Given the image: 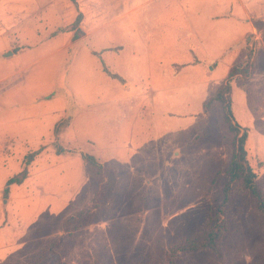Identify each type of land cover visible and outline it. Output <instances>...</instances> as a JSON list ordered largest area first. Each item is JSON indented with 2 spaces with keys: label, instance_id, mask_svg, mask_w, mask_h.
Listing matches in <instances>:
<instances>
[{
  "label": "rangeland",
  "instance_id": "rangeland-1",
  "mask_svg": "<svg viewBox=\"0 0 264 264\" xmlns=\"http://www.w3.org/2000/svg\"><path fill=\"white\" fill-rule=\"evenodd\" d=\"M239 6L177 0L156 42L142 44L136 14L118 21L116 33L103 11L97 34L66 48L60 33L39 39L54 19L33 22L40 37L23 34L20 43L44 45L0 62V76L17 69L0 83V264L28 262L60 235L65 264H168L170 250L203 232L223 203L233 135L220 102H205L249 52L254 72L232 80L233 113L264 192V0L246 3L258 19L244 37L250 27ZM119 41L124 54L118 46L100 52ZM34 152L28 178L5 195ZM86 154L110 168L107 203L89 226L66 233L62 222L89 209L97 189ZM221 245V260L198 249L178 253L175 264H264V214L250 192L236 194Z\"/></svg>",
  "mask_w": 264,
  "mask_h": 264
},
{
  "label": "crops",
  "instance_id": "crops-1",
  "mask_svg": "<svg viewBox=\"0 0 264 264\" xmlns=\"http://www.w3.org/2000/svg\"><path fill=\"white\" fill-rule=\"evenodd\" d=\"M103 1L104 0H77V3H75L74 0H0V62L8 64L12 57L19 58L25 55L27 53L26 48L38 49L44 45L43 40L37 41V39L32 45L20 43L19 40L23 34L26 35L30 32H33L34 37H40V33H35L36 31L31 28L33 22L37 19L44 21L54 19V21L57 22L53 30H48L47 34L39 39L44 37L48 38V41L45 43L47 44L50 43L54 36L60 33L65 36L64 45L62 47L66 48L75 46L82 40H86L87 44V41L100 30V23L104 17L103 11H109V17L111 18H109V26H114L116 33L122 32L124 29L117 24L118 21L136 14L137 24L136 27H132L136 40L141 44L154 40L156 42L161 28L159 24L161 16L170 13L171 5L173 3L175 4L177 0H109V6ZM225 1H227V4L231 5V8L233 5H240L239 7L242 13L240 21L243 22L245 27H250V30L248 29L240 36L244 37L248 32L251 34L256 32L257 28L253 21H256L258 18L254 17L253 12L250 13L246 9V3L250 4L256 0ZM124 3L127 4L126 8H123ZM79 15H81V22L75 31L79 29L81 33L78 38H75V31L72 30V24ZM226 15L230 18L232 9H229L228 13L224 14V16ZM112 18L114 22L111 21ZM154 31L157 33L153 34ZM115 43L116 44L104 47L100 52H105L106 48H109V51L106 52H114L111 49L118 46L121 50L115 53L117 55L124 54V42L119 41ZM58 49H60V47ZM16 70L13 72L6 71V75L0 76V83L6 79L12 78ZM4 90L5 88L0 86V95Z\"/></svg>",
  "mask_w": 264,
  "mask_h": 264
},
{
  "label": "trees",
  "instance_id": "trees-1",
  "mask_svg": "<svg viewBox=\"0 0 264 264\" xmlns=\"http://www.w3.org/2000/svg\"><path fill=\"white\" fill-rule=\"evenodd\" d=\"M81 22V15L72 24V30L78 28ZM81 30H76L74 37L78 38ZM105 71L113 78L122 80L117 74ZM254 72V62L249 52L246 64L232 67L228 80L217 90L216 94L209 101L205 102V107L209 108L212 101L220 102L223 110L224 122L228 131L233 135L234 151L228 163L229 181L223 189L224 200L215 215L211 216L207 222L205 230L195 237L188 239L181 245L172 248L168 255V264H175V257L178 253L190 252L198 249H211L222 259V239L228 231V214L232 209L235 196L240 192H250L255 200L256 209L264 214V192L258 183V173L251 165L249 152L247 150L248 132L243 129L234 119L232 85L234 77H241L247 81ZM61 151V150H60ZM37 152L30 153L24 158L23 169L8 179L4 194H9V187L13 184H22L29 175L28 166L34 161ZM85 164L92 170L97 189L92 198L89 209L80 210L68 216L61 225V231L69 233L90 225L95 217V213L100 211L107 203L105 193V179L110 168L103 166L93 155H83ZM63 236H57L49 241L41 250L37 251L28 262H18L16 264H41L44 261H52L56 264H65L58 250L63 246Z\"/></svg>",
  "mask_w": 264,
  "mask_h": 264
}]
</instances>
